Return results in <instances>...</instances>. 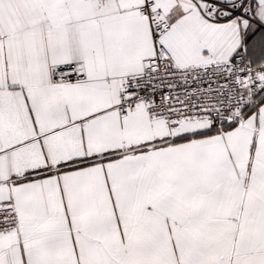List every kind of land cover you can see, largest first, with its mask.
Here are the masks:
<instances>
[{"label": "snow or ice", "instance_id": "6c2138e0", "mask_svg": "<svg viewBox=\"0 0 264 264\" xmlns=\"http://www.w3.org/2000/svg\"><path fill=\"white\" fill-rule=\"evenodd\" d=\"M0 264H264V0H0Z\"/></svg>", "mask_w": 264, "mask_h": 264}]
</instances>
